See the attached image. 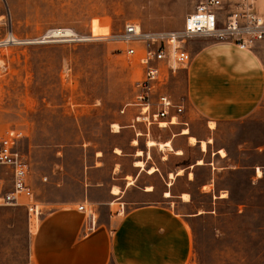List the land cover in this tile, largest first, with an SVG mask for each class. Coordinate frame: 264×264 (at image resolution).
<instances>
[{
	"label": "rangeland",
	"instance_id": "rangeland-1",
	"mask_svg": "<svg viewBox=\"0 0 264 264\" xmlns=\"http://www.w3.org/2000/svg\"><path fill=\"white\" fill-rule=\"evenodd\" d=\"M194 3L0 0V39L11 34L17 38L0 47L6 65L0 71V136L9 129L23 132L16 147L30 161L29 176H41L48 187L46 193L58 183L66 191L76 190L73 179L58 176L56 171L76 173L85 161L92 164L100 154L105 165H111L115 148L134 133L127 126L134 107L128 106L124 113L121 109L134 100V83L142 69L136 56L121 51L127 44L116 34L129 21L139 23L143 30H181ZM260 8L264 12V1ZM55 28L64 29L65 35L40 41L41 35ZM203 38L186 41L191 56ZM189 65L170 77L168 91L175 99L185 98ZM179 120L189 125L155 128L153 134L163 138L185 126L198 135L214 137L203 159L205 166L189 168L197 181L188 182L181 176L173 189L175 193L183 188L192 192L193 210L201 214L191 220L194 248L188 264H264V114L260 119L221 122L215 125L214 135L206 118L188 106ZM114 124L120 126L119 131ZM220 146L229 151L232 161L212 157V150ZM200 155L199 146H188L182 156L172 151L169 160L162 162L156 148L151 152L162 171L194 164ZM229 163L240 167L212 173L215 167ZM210 176L215 181V196L198 190ZM0 185L11 189V171L6 165L0 166ZM50 208L40 203L39 220ZM33 234L24 205L0 206V264H30Z\"/></svg>",
	"mask_w": 264,
	"mask_h": 264
},
{
	"label": "crops",
	"instance_id": "crops-1",
	"mask_svg": "<svg viewBox=\"0 0 264 264\" xmlns=\"http://www.w3.org/2000/svg\"><path fill=\"white\" fill-rule=\"evenodd\" d=\"M198 37L204 38L200 40V47L193 50L190 65L185 70L184 105L205 117L209 124L262 118L264 40L250 49H240L233 42ZM133 111L135 116L137 109L133 108ZM180 115L177 122L165 127L156 124L147 127L143 122H137L133 127L129 123L127 126L134 133L128 142L115 148L111 165L106 166L104 155L100 154L92 164L86 165L85 161L76 173L56 171L58 176L73 179L78 184L74 191H66L58 183L57 188L51 185L48 194L41 176H29L38 201L44 207L51 206L44 210L32 236L30 264H188L194 248L191 220L201 214L193 210L192 192L183 188L175 193L173 189L181 176L188 182L197 181L196 173L189 172V168L205 166L204 157L214 143V137L198 135L190 127H187L188 134L181 132L183 127L172 130L171 135L163 138L153 134L155 128L162 131L175 128L176 124L188 126L186 120H179ZM214 130L215 126L210 127L211 135ZM189 134L195 136L196 143L189 141ZM149 140L156 142L148 145ZM203 140L207 142L206 150L201 148ZM167 141L172 148L159 147ZM188 146H199L201 155L194 164L182 165L175 170L162 171L151 156L152 149L156 148L160 160L165 162L172 151L176 156H182ZM223 149L224 155L220 153ZM212 157L232 161L229 151L221 146L212 150ZM199 159H204L203 163L198 164ZM137 160L143 165H137ZM230 163L215 167L212 173L215 174V169L240 167ZM150 167L155 168L152 173ZM171 173L174 177H170ZM214 186V178L210 176L198 190L215 196ZM114 188H118V192ZM42 190L43 198L40 199ZM167 191L170 195H166ZM86 200L96 206L98 220V227L88 234H84L83 228L85 215L78 209V205ZM121 203L124 204L123 211L120 210Z\"/></svg>",
	"mask_w": 264,
	"mask_h": 264
},
{
	"label": "built area",
	"instance_id": "built-area-1",
	"mask_svg": "<svg viewBox=\"0 0 264 264\" xmlns=\"http://www.w3.org/2000/svg\"><path fill=\"white\" fill-rule=\"evenodd\" d=\"M194 1V8L186 14L181 30H143L139 23L129 21L116 34L119 41L127 44L121 51L128 57L136 56L142 69L141 77L134 83V100L121 109L122 113L128 106L137 109L130 123L133 127L137 122H143L147 127L154 124L165 127L177 122V116L184 112V102L172 96L168 83L172 75L191 62V53L186 48L188 39L208 36L233 42L240 49H250L264 40V12L260 8V2L264 0ZM64 34V29H51L40 36V41ZM11 42L16 40L0 39V47ZM5 68V58L0 56V71ZM23 136V132L16 129H9L0 136V166L6 165L11 171V189L4 190L0 185V206L24 205L30 232L35 233L40 221V203L29 182L30 161L16 147ZM78 209L85 215L84 234L94 231L98 227L94 203L83 201ZM120 210H124L122 203Z\"/></svg>",
	"mask_w": 264,
	"mask_h": 264
},
{
	"label": "bare ground",
	"instance_id": "bare-ground-1",
	"mask_svg": "<svg viewBox=\"0 0 264 264\" xmlns=\"http://www.w3.org/2000/svg\"><path fill=\"white\" fill-rule=\"evenodd\" d=\"M51 32H52V31H51ZM67 32L69 33V32H71V31H70V30H67ZM64 35H65V34H64ZM64 35H63V36H64ZM8 37H9L10 40L13 38L14 40L17 41V38H16L13 34L9 35ZM57 37H62V36H57ZM174 122H175V121H174ZM174 122H173V123H174ZM114 126H115L116 128H118V129H115V130H116V131H119L120 126L117 125V124H114ZM209 126H210V127H214L215 124H214L213 122H210V125H209ZM181 132H182L183 134H188V133H189V129H188L187 127H183ZM136 141H137V140H134V143H136ZM189 141H190L191 143H196L197 139L195 138V136L189 134ZM209 141H212V140L209 139ZM155 142H156V141L149 140V141H148V145H153V144H155ZM159 147H161L162 149H163V148H172V146H171V144H170L169 141H167L166 143H161ZM201 148H202V150H206V149H207V142H206V141H204V140L201 141ZM117 151L120 152L119 149H118ZM176 152H177V153H181V150H177ZM220 153H221L222 155L225 154L224 151H222V150H220ZM138 154H141V151H139ZM201 163H203V160L199 159V160H198V164H201ZM136 164L139 165V166H142V165H143V162H142L141 160H137V161H136ZM198 164H197V165H198ZM154 170H155L154 167H150V168H149V171H150L151 173H152V171H154ZM181 172H182V169L179 170L178 173H181ZM260 174H261V173H260V170H258V175H260ZM170 177H174V174L171 173V174H170ZM151 188H152V187H148V189H151ZM114 191H115V192H118V188H114ZM225 193H226V192H225ZM226 194H227V193H226ZM226 194H222V196H226ZM166 195H170V193L167 191V192H166ZM184 197L187 198L188 196H187L186 194H184Z\"/></svg>",
	"mask_w": 264,
	"mask_h": 264
}]
</instances>
